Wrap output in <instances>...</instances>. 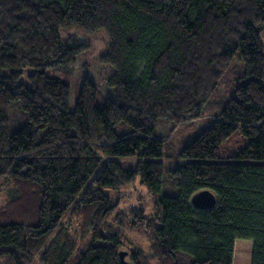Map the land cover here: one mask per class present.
Listing matches in <instances>:
<instances>
[{
	"label": "trees",
	"instance_id": "obj_1",
	"mask_svg": "<svg viewBox=\"0 0 264 264\" xmlns=\"http://www.w3.org/2000/svg\"><path fill=\"white\" fill-rule=\"evenodd\" d=\"M74 26L108 38L102 106L85 79L71 107L69 82L52 73L82 51L60 35ZM263 31L264 0H0V178L17 194L0 207V258L233 264L235 241L250 239L251 264H264ZM236 53L244 73L226 105L179 152L165 149L159 123L171 132L199 119ZM237 130L248 143L221 158ZM136 180L152 211L114 213L110 194ZM205 190L215 204L197 208L191 197ZM69 211L84 214L82 250L58 230ZM125 229L144 233L149 251L123 252Z\"/></svg>",
	"mask_w": 264,
	"mask_h": 264
},
{
	"label": "rangeland",
	"instance_id": "obj_2",
	"mask_svg": "<svg viewBox=\"0 0 264 264\" xmlns=\"http://www.w3.org/2000/svg\"><path fill=\"white\" fill-rule=\"evenodd\" d=\"M60 35L67 40L69 45H78L81 48V53L76 57L74 64L70 67L60 70L59 76L67 79L71 86V107L74 106L80 87L85 79L90 80L97 90V105L102 106L105 98L112 97V90L106 85V79L113 73V68L110 65L102 63L100 57L106 52L108 38L102 29L97 30L92 34L74 27L60 30ZM261 41L264 44V31L261 33ZM244 73L243 63L239 60L238 53L235 54L231 61L229 69L223 75L218 88L213 93L204 107L202 116L192 122L182 124L175 127L169 132L170 124L160 122L158 126V134L164 138L167 137V144L170 152H179L185 145L192 141L201 131L206 129L214 119L217 112L226 105L228 99L234 93V80L241 77ZM26 74V73H25ZM111 95V96H110ZM118 133H121L118 131ZM248 140L241 135L239 130L235 131L221 145L218 155L221 158H226L235 154L243 148ZM168 160V162H167ZM164 161L165 167L173 164L172 160ZM167 164V165H166ZM111 201L116 205L115 212H126L132 206L144 204L145 211L151 212L153 208L154 196L151 195L138 180L124 186L121 189L120 195L110 194ZM17 196L15 188L8 178H0V207L6 205L8 201ZM107 222V221H106ZM109 224L116 226L114 217L109 218ZM84 214L81 217L74 218L69 211L58 230H64L74 239L80 250L84 249L88 244L90 233L86 227ZM66 227V228H65ZM57 230V231H58ZM56 235V231L52 237ZM122 251L129 252V247H139L143 251H149V241L144 233L133 232L125 229L123 231ZM253 243L250 239H237L234 243L233 264H251V253ZM127 254H123V258L128 261ZM36 260L33 264H39ZM0 264H8L5 258H0Z\"/></svg>",
	"mask_w": 264,
	"mask_h": 264
},
{
	"label": "water",
	"instance_id": "obj_3",
	"mask_svg": "<svg viewBox=\"0 0 264 264\" xmlns=\"http://www.w3.org/2000/svg\"><path fill=\"white\" fill-rule=\"evenodd\" d=\"M215 201L216 200L213 193L207 190L198 192L191 197L192 204L197 208H211L214 206ZM120 261L121 264H130L124 260L123 255L121 254H120Z\"/></svg>",
	"mask_w": 264,
	"mask_h": 264
}]
</instances>
